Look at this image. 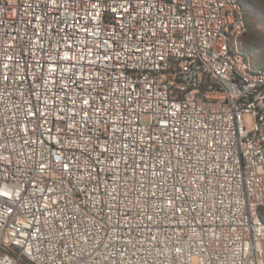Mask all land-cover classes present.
Returning <instances> with one entry per match:
<instances>
[{"label": "built area", "instance_id": "obj_1", "mask_svg": "<svg viewBox=\"0 0 264 264\" xmlns=\"http://www.w3.org/2000/svg\"><path fill=\"white\" fill-rule=\"evenodd\" d=\"M239 0H0V264H264V67Z\"/></svg>", "mask_w": 264, "mask_h": 264}, {"label": "rangeland", "instance_id": "obj_2", "mask_svg": "<svg viewBox=\"0 0 264 264\" xmlns=\"http://www.w3.org/2000/svg\"><path fill=\"white\" fill-rule=\"evenodd\" d=\"M248 28L242 40V47L257 67H264V5L254 0H244Z\"/></svg>", "mask_w": 264, "mask_h": 264}, {"label": "trees", "instance_id": "obj_3", "mask_svg": "<svg viewBox=\"0 0 264 264\" xmlns=\"http://www.w3.org/2000/svg\"><path fill=\"white\" fill-rule=\"evenodd\" d=\"M243 1H244V0H239L241 6L243 5V4H242ZM254 1H256L257 3H260V4H263V5H264V0H254ZM242 9H243V11H244V15H245V23H246V30H247L248 25H247V21H246V12H245L243 6H242ZM244 35H245V34H244ZM243 38H244V36L241 38V42H242ZM242 44H243V43H242ZM242 52H243V54H244L246 57L249 58V60H250V62H251V64H252L253 67H255V68H259V67L255 66V64L253 63V61H252L250 55L244 50L243 47H242Z\"/></svg>", "mask_w": 264, "mask_h": 264}]
</instances>
